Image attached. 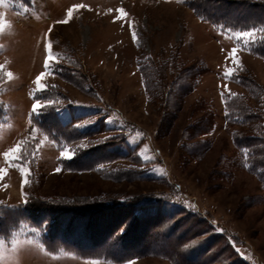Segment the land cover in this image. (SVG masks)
<instances>
[{"label":"rangeland","instance_id":"1","mask_svg":"<svg viewBox=\"0 0 264 264\" xmlns=\"http://www.w3.org/2000/svg\"><path fill=\"white\" fill-rule=\"evenodd\" d=\"M234 131L264 138V0H0V264H264Z\"/></svg>","mask_w":264,"mask_h":264},{"label":"trees","instance_id":"2","mask_svg":"<svg viewBox=\"0 0 264 264\" xmlns=\"http://www.w3.org/2000/svg\"><path fill=\"white\" fill-rule=\"evenodd\" d=\"M147 83L149 87L155 88V86H152V83L154 82L149 80V76L147 77ZM250 83L252 87L254 86L258 89L257 83L253 81H251ZM179 86L180 88L182 86L180 82L178 87L176 88L177 91H173V93L170 92L168 94V100L171 99V101L169 100L168 102L170 107L177 108V104H179L181 100L180 97L185 95L184 93H177L179 91ZM224 109L226 112V120H228V123L230 122L232 125L238 124L240 126L249 127L248 125L254 122V117L250 115L251 112L243 96L226 97ZM233 119H235L236 122ZM237 119H239V121ZM231 136L234 144V149L237 151L239 156H243L249 159V162L247 164L248 166L247 168L244 167V169H247L248 171L250 170L255 176H258L259 178H264V138L262 137V134L254 133V135H249L247 132L234 131L231 133ZM173 216L176 217L178 216V214L171 215L170 217ZM3 218L4 217L0 216V224H3ZM199 223L200 221L194 223L191 227H187L188 224H186L182 227V230H180L179 228V233H177V231H168L167 233H165V235L160 234L161 240L164 239L167 244L169 243L172 247H174L173 253H175V255L179 254V250L177 248V245L179 243L180 245H182L181 247H183L185 251H189L192 248L189 245L192 244L195 238L201 236V234L195 235L193 233L197 230V228H200ZM154 233L155 232H153L152 235L155 236ZM210 233L212 234V230L208 228L205 231L204 235H207V237H209L208 235H210ZM160 237H158V239H160ZM206 243L208 242H203L199 245V248L197 250H194V252H190L191 254H188L191 257L192 253H196L197 257L199 256L200 259H203L205 256L207 257L204 258L203 261L201 260L199 262L197 259L195 262H198V264H207L211 260V256H207V254L212 250L211 247L214 243V240L210 242L209 245ZM188 263H191V261H188Z\"/></svg>","mask_w":264,"mask_h":264},{"label":"snow or ice","instance_id":"3","mask_svg":"<svg viewBox=\"0 0 264 264\" xmlns=\"http://www.w3.org/2000/svg\"><path fill=\"white\" fill-rule=\"evenodd\" d=\"M120 11H121V13H123V9H121ZM68 15L71 16V12H69ZM65 22H66V21H65ZM236 35H237V36H241V37H251V36L254 35V33H251V32H244V33H237ZM49 47H51V46L49 45ZM232 59H233V62H234V63L237 62V61H236V49H233V50H232ZM50 60H52V56H51V55H49L48 59L45 61V67H46V68L49 66V61H50ZM232 71H233V70L230 69V70L226 73V75H231V74H232ZM8 75L11 76L12 73L9 72ZM44 75H45V73H41V74H40L39 76H37V78H36L35 83H36V85H37L38 88H41V89H42V87H43V85L41 84V81L43 80ZM38 107H39V105H34L33 110L35 111ZM9 155H13V156H14L15 153H10ZM63 155H65L66 158H69V159L71 158V156H68L67 154H63Z\"/></svg>","mask_w":264,"mask_h":264}]
</instances>
